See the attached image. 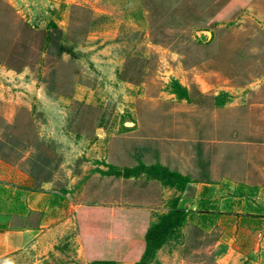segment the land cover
Returning <instances> with one entry per match:
<instances>
[{
    "label": "rangeland",
    "instance_id": "rangeland-1",
    "mask_svg": "<svg viewBox=\"0 0 264 264\" xmlns=\"http://www.w3.org/2000/svg\"><path fill=\"white\" fill-rule=\"evenodd\" d=\"M50 22L66 52L46 49ZM1 71L0 157L83 205L54 248L0 264H135L144 245L132 239L175 198L191 212L208 182L223 208L239 181L264 178L253 171L264 164V0H0ZM162 167L193 181L165 186ZM196 221L152 264H236L222 258L227 238L251 253L254 233Z\"/></svg>",
    "mask_w": 264,
    "mask_h": 264
},
{
    "label": "crops",
    "instance_id": "crops-1",
    "mask_svg": "<svg viewBox=\"0 0 264 264\" xmlns=\"http://www.w3.org/2000/svg\"><path fill=\"white\" fill-rule=\"evenodd\" d=\"M0 76L4 77L3 71ZM254 149L260 153L264 151V146H256ZM256 165L253 171L260 178L264 176V164ZM54 184V180H50L35 186L27 172L0 157V260L31 248H54L48 239L63 229L62 219L65 216H74L83 205L78 199L72 198L70 191L56 188ZM203 184V190L199 193L200 200L191 208L188 221L194 214L201 227L218 224L234 233H254L255 242L253 241L251 253L246 251L250 245L246 240L233 244V239L231 238L230 242L227 238V249L222 258L225 256L224 260L230 262L229 257L239 255L236 264H264L263 258L260 257L264 251V210L260 211L264 206V198L261 197L264 178L255 182L239 181V188L253 186L256 192H237L230 196L224 193L222 199L226 204L223 208H218V199L211 194L213 184ZM227 184L229 183L226 182V186ZM68 199H71V202H68ZM234 205L236 208L232 209ZM251 254L254 256L253 260H249L248 256Z\"/></svg>",
    "mask_w": 264,
    "mask_h": 264
},
{
    "label": "trees",
    "instance_id": "trees-1",
    "mask_svg": "<svg viewBox=\"0 0 264 264\" xmlns=\"http://www.w3.org/2000/svg\"><path fill=\"white\" fill-rule=\"evenodd\" d=\"M28 31H32V27L25 24ZM56 33L58 35H56ZM62 36L61 29L57 26L55 22H50L45 30L46 38V49L50 48L51 45H57L59 47V52H66L63 45L58 44V38ZM170 90L179 100H190V92L186 86H184L179 80L174 79L170 84ZM113 167V166H112ZM97 172H102L103 174H110L103 170H96ZM129 171V169H127ZM126 171V175L129 173ZM162 183L165 186L175 187L179 191H184L187 185L193 180L180 172L171 171L167 167H162ZM116 175H121V172H116ZM247 186H240V193H245ZM250 193H255L256 189L254 187L250 188ZM179 198H175L169 209L160 214L158 218L153 221L146 232L143 235L135 236L131 244L136 242L144 245V251L140 258L135 262V264H152L155 262L158 252L170 241L178 240L182 237V229L187 224L189 220V211L180 207L178 204ZM264 210V206L260 208V211ZM130 244V246H131ZM90 264H118L112 260H96Z\"/></svg>",
    "mask_w": 264,
    "mask_h": 264
}]
</instances>
